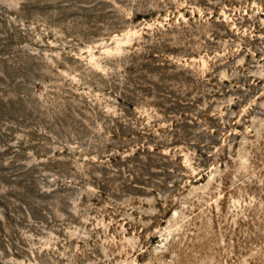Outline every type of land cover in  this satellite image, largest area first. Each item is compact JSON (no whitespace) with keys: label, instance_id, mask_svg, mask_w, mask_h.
I'll return each mask as SVG.
<instances>
[{"label":"rangeland","instance_id":"rangeland-1","mask_svg":"<svg viewBox=\"0 0 264 264\" xmlns=\"http://www.w3.org/2000/svg\"><path fill=\"white\" fill-rule=\"evenodd\" d=\"M0 264H264V0H0Z\"/></svg>","mask_w":264,"mask_h":264}]
</instances>
